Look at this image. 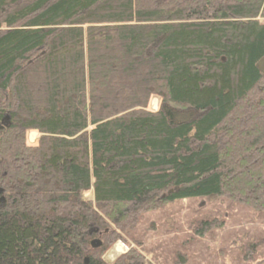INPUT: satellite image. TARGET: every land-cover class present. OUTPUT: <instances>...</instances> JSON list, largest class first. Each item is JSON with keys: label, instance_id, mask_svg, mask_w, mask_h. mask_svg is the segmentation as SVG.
<instances>
[{"label": "trees", "instance_id": "trees-1", "mask_svg": "<svg viewBox=\"0 0 264 264\" xmlns=\"http://www.w3.org/2000/svg\"><path fill=\"white\" fill-rule=\"evenodd\" d=\"M5 116L0 264H145V217L176 203L263 215L264 0H0ZM191 240L154 261L202 264Z\"/></svg>", "mask_w": 264, "mask_h": 264}, {"label": "rangeland", "instance_id": "rangeland-1", "mask_svg": "<svg viewBox=\"0 0 264 264\" xmlns=\"http://www.w3.org/2000/svg\"><path fill=\"white\" fill-rule=\"evenodd\" d=\"M150 104L149 110L155 112L159 105L158 101L154 99ZM37 137V133L32 132L28 135V143L33 144ZM201 219L223 220V227L211 230V233L207 235L193 234L190 236L191 224L196 227ZM144 221L147 223L144 229L148 231L146 240L148 244L145 245L148 250L143 253L145 264H157L154 257L166 255L164 245L168 242L173 241L181 245L185 244L183 241H187L188 238L192 240L188 242L190 249L187 254L190 255L189 257L195 254L193 256L202 260V264H261L260 261L264 259V256L259 254L253 256L252 260L246 263L243 259L245 255L242 254V247L247 245L249 240L253 242L255 239L262 238L264 241V214L259 215L244 209L240 205L229 204L225 200L210 199V201H198L196 203H176L167 206L164 210L147 215ZM187 221L192 223H187ZM259 247L264 250V242L258 246L257 250ZM126 251L124 245L116 244L104 256L105 261L112 263Z\"/></svg>", "mask_w": 264, "mask_h": 264}, {"label": "water", "instance_id": "water-1", "mask_svg": "<svg viewBox=\"0 0 264 264\" xmlns=\"http://www.w3.org/2000/svg\"><path fill=\"white\" fill-rule=\"evenodd\" d=\"M8 125H9V117H7V116H5V117H3V119L0 121V132H3V130L4 129H6L7 127H8ZM1 193V192H0ZM171 192H169V194H170ZM91 246H92V248L93 249H95V248H99L100 247V242H99V240H96L95 239V241H91ZM87 262H88V259L87 258H85L84 259V264H87Z\"/></svg>", "mask_w": 264, "mask_h": 264}, {"label": "bare ground", "instance_id": "bare-ground-1", "mask_svg": "<svg viewBox=\"0 0 264 264\" xmlns=\"http://www.w3.org/2000/svg\"><path fill=\"white\" fill-rule=\"evenodd\" d=\"M90 246H91V244H90Z\"/></svg>", "mask_w": 264, "mask_h": 264}]
</instances>
